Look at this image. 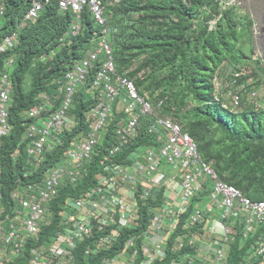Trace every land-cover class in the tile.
I'll return each mask as SVG.
<instances>
[{
  "label": "built area",
  "instance_id": "1",
  "mask_svg": "<svg viewBox=\"0 0 264 264\" xmlns=\"http://www.w3.org/2000/svg\"><path fill=\"white\" fill-rule=\"evenodd\" d=\"M121 1L58 0L60 9H70L75 15L60 44L81 29L80 17L85 9L100 28L94 46L57 80L61 98L56 100L57 95L41 92L39 101L25 112L29 122L23 136L30 163L38 167L45 154L76 129L79 120L74 99L92 72L87 91L95 103L85 113L87 131L71 138L70 147L59 161L40 179L11 192L13 216L7 214L2 219L4 208L0 204V264H75L80 242L90 240L84 248V254L89 256L116 245L121 230L137 228L140 205H146L150 215L147 227L123 237L121 249L100 264H136L140 255V264H224L237 237L240 245L256 237L246 257L237 264H264V198L253 200L220 179L201 156L193 137L166 113L164 100L153 101L140 94L129 76L140 60L117 71L105 12ZM49 2L33 0L24 19L34 21ZM213 4L214 11L209 4L201 8L202 15L209 16V29L215 28L225 12L241 7L240 0H213ZM5 9V1L0 0V15ZM17 43L16 32L3 36L0 53L15 48ZM45 58V54L39 56L40 60ZM252 59L262 61L259 52ZM12 64L13 58H9L8 69L0 72V149L3 136L10 130ZM147 70L148 67L141 69L139 76ZM252 71L248 64L224 61L211 78L213 98L231 110L239 109L243 100L255 108L264 107V90L257 87ZM114 120L107 139L106 132ZM141 132L150 138V144L127 150ZM103 140L108 144L100 159L101 170L78 195L66 197L59 210L60 228L46 235L43 231L53 221L50 203L63 186L76 187L82 182L97 153L95 149L103 148ZM121 154H125L124 158L117 159ZM185 214L182 231L172 241ZM184 245L194 248L196 254L183 251L166 261L169 249L177 252Z\"/></svg>",
  "mask_w": 264,
  "mask_h": 264
},
{
  "label": "trees",
  "instance_id": "2",
  "mask_svg": "<svg viewBox=\"0 0 264 264\" xmlns=\"http://www.w3.org/2000/svg\"><path fill=\"white\" fill-rule=\"evenodd\" d=\"M4 1L6 9L0 15L3 18L0 23V38L16 32L18 43L15 48L0 53V72L8 69L6 62L13 58V64L9 68L13 86L8 117L10 130L3 136L0 149V204L4 208L2 219L7 214H14L15 202L11 192L18 186L40 179L70 147L71 138L79 132L87 131L89 125L85 113L95 103L93 96L87 91V86L90 85L94 72L89 75L84 91L79 90L74 99V112L79 120L76 129L63 136V143L52 152L46 153L44 161L38 167L28 160L27 140L23 136L29 122L26 110L37 102L38 95L43 91L51 96L57 95L56 100L61 98L57 90V80L87 54L100 28L85 9L80 17L81 29L60 44V38L75 18L70 9L62 10L58 6V0H50L34 21H28L24 19V14L33 0ZM189 2L122 0L107 8L105 14L111 30L109 41L116 69L122 72L135 59L140 60L139 66L130 71L129 76L135 80L140 94L143 86L149 92L154 91L152 95L156 94L155 100L162 98L166 113H170L175 120L176 113L181 108L188 110L191 106L186 108V104L190 100L194 101L195 105L182 115L180 122L186 126L183 130L196 141L203 159L211 164L220 179L236 186L253 200L263 199L264 107L255 108L246 100H243L237 110L223 107L212 96L211 82L215 69L224 61L246 64V53L242 47L238 48L237 43L253 24L252 19L245 13L238 16L231 9L225 12L215 28L209 29L206 23L209 16H203L201 8L209 4L214 11L216 8L213 0ZM250 51L254 52V49L250 48ZM41 54L46 55L43 61L39 59ZM259 63V60L255 61V65L264 72ZM146 67L148 70L142 77L147 75L151 79L149 84L140 77L134 78ZM250 73L255 77L256 69ZM114 124L115 120L106 132L107 139L112 134ZM149 140L146 133L141 132L127 150L150 144ZM102 142L104 146L95 149L97 153L93 155L82 182L76 187L63 186L50 203L53 221L43 231L46 235L60 228L59 210L66 197L78 195L92 181L95 172L101 170L100 159L108 140ZM124 155L121 154L117 159L124 158ZM157 202L160 199L150 201L154 204ZM140 207L141 218L137 228L121 230L120 240L116 245L89 256L84 254V248L90 240L80 242L75 250V264H100L121 249L123 237L145 229L150 215L146 205ZM186 217L187 214L180 220L172 235V241L182 231ZM96 234L94 231V236ZM255 239L256 237L247 244L240 245V237H237L231 244L227 262L224 264H237L243 260L248 254L250 243ZM183 251L196 254L194 248L184 245L177 252L169 249L166 261L177 258ZM140 259L142 255L136 264H140ZM154 264H159V261Z\"/></svg>",
  "mask_w": 264,
  "mask_h": 264
},
{
  "label": "rangeland",
  "instance_id": "3",
  "mask_svg": "<svg viewBox=\"0 0 264 264\" xmlns=\"http://www.w3.org/2000/svg\"><path fill=\"white\" fill-rule=\"evenodd\" d=\"M240 5L241 7H239L235 12L236 15L240 16V15H243L244 13L247 14L249 18L252 19L253 24L249 28H247V30L244 33L245 34L244 37L239 38L237 46L238 48L239 46L242 47V49L246 53V56H247L245 59L247 60L246 64L250 65L251 70L256 69L255 78H257V87L259 88L260 91H262L264 90V72L258 68V65H255V61L252 59V57H253V54H255L256 52H259L262 57V61L261 63H259V65L264 68V0H240ZM2 21H3V18H0V23ZM94 44L95 42L92 43L91 47H93ZM250 48H253L254 52L250 51ZM132 63L129 64V66H131ZM139 77L141 79H144L146 81V84H149L151 81V79H149L147 75L144 77H141L137 73L134 76L135 79ZM29 80H30V76H28V82ZM28 82L26 84V87L28 86ZM83 88L84 86H82L80 90L84 91ZM140 89L142 91L141 93L142 95L148 98H151L153 101H155L157 96L155 97L156 94L155 95L153 94L154 96L152 95L154 91L149 92L148 89H145L143 86ZM84 95L87 96L86 94ZM90 95L92 96L91 92H90ZM261 102H263L264 104V99H262ZM186 105H190L191 107L188 110H183L181 108L178 111V113H176V121L179 123V125L184 130L186 129V126L181 124L180 122L181 117L186 111H189L195 105V102L190 100ZM122 107H123V103H120V109H122ZM166 170L168 169L166 168Z\"/></svg>",
  "mask_w": 264,
  "mask_h": 264
},
{
  "label": "clouds",
  "instance_id": "4",
  "mask_svg": "<svg viewBox=\"0 0 264 264\" xmlns=\"http://www.w3.org/2000/svg\"><path fill=\"white\" fill-rule=\"evenodd\" d=\"M41 55H42V54H41ZM42 61H43V60H42ZM85 84H86V83H85ZM85 84L81 85V86H80V89H81V87L84 86ZM80 89H79V90H80ZM43 92L48 93V92H46V91H43ZM48 94H49V93H48ZM89 94H90V93H89ZM92 96H93V95H92ZM38 98H39V95H38V97H37V102L39 101ZM37 102H36V103H37ZM36 103H35V104H36ZM27 110H28V109H27ZM27 110H26V111H27Z\"/></svg>",
  "mask_w": 264,
  "mask_h": 264
},
{
  "label": "bare ground",
  "instance_id": "5",
  "mask_svg": "<svg viewBox=\"0 0 264 264\" xmlns=\"http://www.w3.org/2000/svg\"><path fill=\"white\" fill-rule=\"evenodd\" d=\"M227 262V261H226Z\"/></svg>",
  "mask_w": 264,
  "mask_h": 264
}]
</instances>
